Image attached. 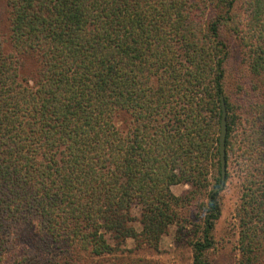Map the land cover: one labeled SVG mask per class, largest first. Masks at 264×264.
Segmentation results:
<instances>
[{
	"label": "trees",
	"instance_id": "trees-1",
	"mask_svg": "<svg viewBox=\"0 0 264 264\" xmlns=\"http://www.w3.org/2000/svg\"><path fill=\"white\" fill-rule=\"evenodd\" d=\"M236 1L8 0L0 264H102L129 239L158 249L171 226L192 224L193 207V264H209L222 214V97L225 185L232 157L244 163L237 264H264V91L237 108L224 96L221 36L223 20L264 83V0H245L244 16ZM212 10L226 14L208 22ZM29 54L40 62L35 86L20 79ZM179 185L190 189L176 196Z\"/></svg>",
	"mask_w": 264,
	"mask_h": 264
},
{
	"label": "rangeland",
	"instance_id": "rangeland-1",
	"mask_svg": "<svg viewBox=\"0 0 264 264\" xmlns=\"http://www.w3.org/2000/svg\"><path fill=\"white\" fill-rule=\"evenodd\" d=\"M245 0H237L234 12L243 13L242 6ZM226 13L212 10L207 21H216L220 15ZM10 8L8 0H0V38L10 41ZM222 40L227 44L228 58L225 63L224 96H226L234 108L250 104L253 98H257L264 91V83L261 78L255 77L250 71V60L242 39L237 36L232 25H227L221 20ZM245 28V25H241ZM10 43L6 44V51L10 50ZM40 62L32 54L21 58L20 79L29 86H35ZM236 110V109H235ZM116 123L123 132H127L131 126V117L121 113L116 118ZM244 163L237 157H232L229 162L230 178L220 193L222 202V214L216 223L214 231L215 245L208 252L209 264H237L240 258L238 241L240 235L237 210L241 204L244 183ZM215 173L213 172V175ZM212 178V174L210 175ZM189 186L179 185L172 188L176 196H183ZM196 204V203H195ZM191 225L181 233L176 226H171L167 236H164L158 249L150 248L129 239L121 247L120 251L111 256L101 258L100 263L111 264H193V252L191 243L199 233L196 224V208H190ZM133 216H139V210L133 211ZM137 231L142 230L138 223L134 224ZM139 247V248H138Z\"/></svg>",
	"mask_w": 264,
	"mask_h": 264
},
{
	"label": "water",
	"instance_id": "water-1",
	"mask_svg": "<svg viewBox=\"0 0 264 264\" xmlns=\"http://www.w3.org/2000/svg\"><path fill=\"white\" fill-rule=\"evenodd\" d=\"M222 104V119H221V134H220V162H221V173H222V184L219 189H223L226 180L227 160H226V137H227V109L224 98L221 99ZM219 189H215L218 192Z\"/></svg>",
	"mask_w": 264,
	"mask_h": 264
}]
</instances>
